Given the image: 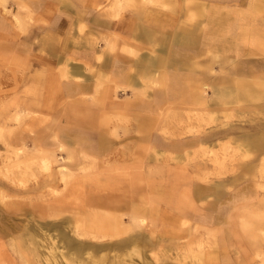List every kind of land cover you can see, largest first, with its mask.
Masks as SVG:
<instances>
[{"label":"rangeland","instance_id":"rangeland-1","mask_svg":"<svg viewBox=\"0 0 264 264\" xmlns=\"http://www.w3.org/2000/svg\"><path fill=\"white\" fill-rule=\"evenodd\" d=\"M253 1L0 0V264H264Z\"/></svg>","mask_w":264,"mask_h":264},{"label":"bare ground","instance_id":"bare-ground-1","mask_svg":"<svg viewBox=\"0 0 264 264\" xmlns=\"http://www.w3.org/2000/svg\"><path fill=\"white\" fill-rule=\"evenodd\" d=\"M257 1H259V3H260V0H256V2H254V6L255 7H260V4L257 2ZM131 2V1H130ZM247 5H248V3H247ZM262 6H264V5H262ZM247 7V6H246ZM228 8V7H227ZM251 8H252V6H251ZM261 8V7H260ZM232 9V8H231ZM212 10V9H211ZM215 9H213L212 11H214ZM217 10V9H216ZM223 10V9H222ZM251 10V9H250ZM227 11V10H226ZM215 12V11H214ZM218 12V11H217ZM216 12V13H217ZM220 12H222L223 13V11H220ZM220 12H218V13H220ZM225 12V11H224ZM235 12V11H234ZM221 13V14H222ZM228 13H229V11H228ZM260 13V12H259ZM252 14H254L253 13V10H252ZM213 15H215V13L213 14ZM219 16H220V14H218ZM135 16V15H134ZM149 16V15H148ZM159 16V15H158ZM212 15H210V17H211ZM217 16V15H216ZM234 16H235V14H234ZM255 16H256V14H255ZM145 17V16H144ZM157 17V16H156ZM214 18H212V20L211 21H213V24H214V26H212V28H211V32H213V35H214V39L216 40V38H218L217 37V35L218 34H215V33H218V29L220 28V26H219V24L220 23H222V22H224L225 20L224 19H220L219 17H215V16H213ZM231 17H233V16H231ZM211 18H209V19H211ZM110 21H112L113 23L116 21V23H118V21H120V20H110ZM172 21H173V18H172ZM115 23V24H116ZM209 23V22H208ZM211 23V22H210ZM119 24V23H118ZM209 26V25H208ZM211 27V26H210ZM254 28H257L258 27V24H256V25H254L253 26ZM129 29V28H128ZM131 30V29H130ZM207 30H209V29H207ZM215 32V33H214ZM250 32H252V31H250ZM222 32H220L219 33V37H220V34H221ZM136 37L137 38H139V39H144V41L143 42H145L146 44H149V45H152V46H157V45H160V48L161 47H165V42H164V40H163V38H159V39H162V41L161 42H157V40H151L150 41V39H149V41H147L144 37H142V35L141 34H139L138 33V31L136 32ZM262 40H264V34H262L261 35V37H260ZM256 39H257V36H256ZM258 40H259V37H258ZM130 41V40H129ZM135 43V42H134ZM152 48V47H151ZM262 48H264V45H262ZM152 50V49H151ZM142 53H140V55H141ZM254 55L255 54H257L258 55V58H256V62H255V65L253 66L254 68H252V69H250V71L251 72H255V71H257L258 70V68L260 67V66H264V62H262V57H261V54H264V49H262L261 51H258V52H255V53H253ZM142 57H145V56H140L139 58H142ZM254 61V60H253ZM252 61V62H253ZM119 62V61H118ZM113 63V62H112ZM138 64V63H137ZM175 64V63H174ZM166 68V67H165ZM70 72V71H69ZM155 74V73H154ZM62 76V75H61ZM71 76V75H70ZM69 76V78H71ZM75 77V76H74ZM62 78V77H61ZM78 78V77H77ZM88 78V77H87ZM140 78V77H139ZM175 78H177V74L175 75V77H173V80H174V82L176 83V84H178V83H180V82H177V80L175 79ZM72 80V79H71ZM198 81V80H197ZM148 83H150V80H149V82ZM73 84V83H72ZM77 84V83H76ZM81 84V83H80ZM145 86V85H144ZM239 86L240 87H238L237 88V91H236V93H238V95H240L242 98H244V99H250V100H252L253 101V103H256L258 100H260V99H262V98H264V82H260V83H252V82H247V81H240L239 82ZM67 87V86H66ZM80 87V86H79ZM114 87V86H113ZM93 88H95V87H93ZM145 88H146V86H145ZM141 89H143V88H141ZM155 89V88H154ZM153 89V90H154ZM141 91V90H140ZM79 92H81V91H79ZM85 92V91H84ZM153 94V93H152ZM147 95V94H146ZM99 98V97H98ZM98 98H97V100H98ZM146 98H148V96H146ZM137 102V101H136ZM97 104V103H96ZM95 104V105H96ZM100 104V103H99ZM104 105V104H103ZM262 106H264V102H262V104H261ZM103 107V106H102ZM30 111V110H29ZM91 116V115H90ZM95 117H97V116H95ZM197 117V116H196ZM90 118V117H89ZM173 118V117H172ZM91 119V118H90ZM93 120V119H92ZM87 121V120H86ZM88 122V121H87ZM90 122V121H89ZM94 122V121H93ZM181 123V122H180ZM92 124V123H91ZM90 124V125H91ZM260 124H264V123H260ZM260 124H256V125H260ZM255 125V126H256ZM94 127V126H93ZM96 127V126H95ZM256 128V127H255ZM227 129V128H226ZM222 131H223V129H221ZM221 130H220V132H221ZM224 133H225V130L223 131ZM223 132H221V134H224ZM218 135H220V134H218ZM201 138V137H200ZM200 141V140H199ZM208 141V140H207ZM253 142L256 144V148L257 149H261V150H264V133H258V135H256L255 137H254V139H253ZM96 143H97V141H96ZM103 151V150H102ZM220 155V154H219ZM222 162V161H221ZM203 180V179H202ZM121 221V220H120ZM119 222V221H118ZM126 226L127 225H124V224H122L121 222L120 223H118V227H116V228H118L120 231H123V229H126ZM133 227V226H132ZM124 232V231H123ZM88 239V238H87ZM140 239V238H139ZM129 240V239H128ZM136 240V239H135ZM135 240H130V242L131 241H133V242H135ZM112 242V241H111ZM115 242H117V241H115ZM122 243H103V244H101V245H95V247H97V248H101V249H106V248H112L113 246L116 248V246H120ZM131 244H132V242H131ZM196 244V243H195ZM198 245V244H197ZM89 246V245H88ZM113 247V248H114ZM197 247V246H196ZM199 247H200V245H199ZM135 251V250H134ZM197 252H198V250H197ZM126 256V255H125ZM196 257V256H195ZM130 258V257H129ZM211 264V263H210Z\"/></svg>","mask_w":264,"mask_h":264},{"label":"crops","instance_id":"crops-1","mask_svg":"<svg viewBox=\"0 0 264 264\" xmlns=\"http://www.w3.org/2000/svg\"><path fill=\"white\" fill-rule=\"evenodd\" d=\"M84 1H89V0H84ZM171 20H172V18H171ZM117 24V23H116ZM189 32V31H188ZM138 41L139 40H141V41H137V43L139 44V45H141V42H143L144 41V39H139V38H137V37H135ZM145 38V37H144ZM147 41H149V39L148 38H145ZM148 46H150V48L151 49H154V48H156L157 49V47L156 46H152V45H149V44H147ZM166 45V44H165ZM262 67H264V66H262ZM252 68H254V67H251L250 69H252ZM250 69L248 70L250 73H256L257 71H255V72H251L250 71ZM262 69H264V68H262ZM243 73H249V72H247V71H245V70H243L242 71ZM262 74H264V73H262ZM240 81H247V82H251V80H249V79H237V82H240Z\"/></svg>","mask_w":264,"mask_h":264}]
</instances>
